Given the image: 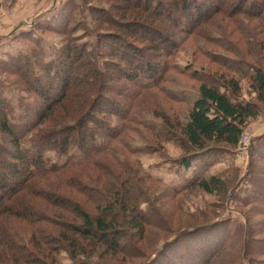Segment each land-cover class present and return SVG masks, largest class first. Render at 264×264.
Returning a JSON list of instances; mask_svg holds the SVG:
<instances>
[{"label": "trees", "instance_id": "16d2710c", "mask_svg": "<svg viewBox=\"0 0 264 264\" xmlns=\"http://www.w3.org/2000/svg\"><path fill=\"white\" fill-rule=\"evenodd\" d=\"M118 1L110 11H97L102 13L98 24L107 21L108 27L101 29L104 32L98 34L94 47L87 43H66L57 52L53 62L58 85L52 87L41 81L42 86L37 89L42 104L33 119H26L19 128L11 121L6 103L0 97L3 137L0 142V264H61L62 253L67 254L71 264L131 263L135 257L146 256L150 227L166 225L155 206L151 205L147 211L142 209V203L150 200V191L142 184L141 163L129 162L126 156L121 159L118 155L119 144L124 145L129 128L126 123L132 121L130 113L134 105L125 110L114 109L109 100L112 95L122 93L107 84V81L116 83L124 79L145 88L150 81L162 78L164 67L149 62L147 54L143 57L145 62L130 60L133 54L127 55V47L140 51L142 45L129 44L126 37L130 35L142 44L149 40L137 30L150 27L146 20L158 23V17L152 13L163 3L152 0L143 7L134 0ZM242 1H252L250 8L235 9L232 5L236 0H183V5L188 9L186 5L191 4L189 8L193 10L183 29L185 34L199 38L204 34L212 42L208 37L212 32L233 35L231 22L240 30L237 42L247 49L243 52L237 42L228 40L226 50L237 56V61L217 62L219 67L215 71L194 72L199 82L198 97L186 123H174L167 115H160L166 128L174 134L171 138L172 134L168 133L171 140H178L184 153L176 161L185 172H190L183 192L197 189L225 200L235 187L237 170L208 175L209 171L222 162L224 152L238 149L249 121L264 114V0ZM218 14L222 17L216 22ZM240 14L247 17V24L253 20L262 23L253 25L252 29L249 25L240 27ZM225 18L226 22L222 23ZM153 33L162 35L156 29ZM113 40L119 42L120 52L112 50ZM161 42L159 45L165 50L172 46L170 42L164 44L163 38ZM106 46L112 51L104 52L102 49ZM101 57L107 61L101 63ZM101 64L112 73L104 71ZM243 81L255 93L254 100L244 98ZM108 115L125 123L113 125ZM29 136H32V149L25 145ZM259 144L251 147L253 178L250 181L257 183L255 204L264 209V142ZM75 149L81 152L80 160L72 154ZM128 149L131 153V148ZM52 150L67 158L62 163H49L46 154ZM251 204L254 202H245L243 207ZM227 226L217 233L218 225L197 227L195 236L202 233L206 236L197 239L199 243L192 247L184 244L185 251L167 248L168 253H163V257L171 260L164 264H243L245 258L254 263V251L249 249L246 240L250 243L259 231L250 221L248 228L239 227L234 232ZM194 229L183 230L179 237H192ZM136 241L143 243L142 246ZM170 251L173 254L167 255Z\"/></svg>", "mask_w": 264, "mask_h": 264}, {"label": "rangeland", "instance_id": "374dc122", "mask_svg": "<svg viewBox=\"0 0 264 264\" xmlns=\"http://www.w3.org/2000/svg\"><path fill=\"white\" fill-rule=\"evenodd\" d=\"M151 1L134 0L135 4L143 7L150 5ZM159 1L163 6L152 13L158 17L156 19L159 24L146 20L150 27L137 30L140 36L149 40L142 44L127 35L126 40L129 44L135 42V45L142 46L139 48L140 51L127 47L129 50L126 53L133 54L130 60L135 59V62H145L143 57L147 54L149 62L164 67L162 78L150 81L145 88L136 86L137 84L130 80L123 79L116 83L107 81L109 87H116L121 91L118 93H122L121 96H115L116 94L111 96L109 101L112 102L114 109L125 110L131 104L134 105L130 113L132 121L126 123L129 128L124 145L119 144L118 155L121 159H129V162L141 163L142 184L150 191V200L142 203V209L147 211L150 210L151 205L155 206L161 212L166 224L164 227H150L146 244L144 242L146 256L135 257L131 260L133 262L126 264H147L150 261L164 264L168 259L171 260L170 257L165 259L163 257V253H168L167 248L185 251L187 248L184 244H191L192 247L199 243L197 239L206 236L203 233L195 236L197 227L218 225L219 228L215 231L217 233L219 230L224 231L223 227L228 224L227 228L234 232L239 227L248 228L249 221L259 231L250 239V243L245 239L249 249L254 251L252 257L255 262L252 264H264V232H261L264 231V209L255 204L254 193L257 192V183L250 181L253 178L250 175L253 161L251 147L264 142V114L251 119L244 130L250 134L251 139L248 152L241 151L239 146L235 152H224L221 155L222 162L209 171L208 175L227 169L237 170L238 179L235 187L231 189L225 200L216 194L204 193L197 189L183 192V184L190 172H185L176 161L184 153L178 140H171L174 134L166 128L164 119L160 116L165 114L174 123L188 121L189 111L198 97L199 82L194 78V72H200L202 69L204 72L215 71L219 67L218 63H223L225 60L237 61V56L228 52L226 47L228 40L232 43L238 41L240 30L236 28L237 24L230 22L233 35L223 36L219 32H212L208 35L213 39L212 42L206 39L204 34L201 38L192 34L187 35L183 29L189 22L188 14L193 12L189 8L191 4L186 5L187 9L183 5V0ZM251 2L236 0L232 7L250 8ZM113 4L117 5L119 1L0 0V97L1 101L6 103L11 121L19 128L23 127L22 123L26 119H33L35 111L42 104L37 89L42 86L41 81L52 87L58 85V79L54 76L56 65L53 62L57 52L61 51L66 43H87L89 47H94L98 41V34L104 32L101 29L108 27L107 21L103 25L98 24L99 15L102 13L97 14V11H110ZM206 4L209 6L208 2ZM221 17L222 14L216 15V22H219ZM238 18L242 22L240 27L249 25L250 29L260 22L253 20L252 23L247 24L248 19L242 14L238 15ZM225 22L226 18L222 23ZM155 29L162 35L156 36L153 33ZM160 36L164 44L171 43L172 46L167 50L160 46L162 45ZM110 43L114 45L112 50L118 52L121 47L119 42L113 40ZM239 43L237 42L241 51L246 52L244 45ZM102 50L106 52L111 50V47L106 46ZM106 59L101 57V63L107 61ZM101 67L104 71L112 73V70L104 65L101 64ZM242 83L244 98L254 100L255 93L251 92L246 81ZM108 118L113 125L122 126L125 123L116 116L108 115ZM168 133L172 134L171 138ZM31 138L32 136H29L25 139V145L29 149H32ZM0 142H3L1 132ZM128 147L131 148V153L128 152ZM72 154L77 160L82 158L78 149ZM46 157L49 163H62L67 158L66 155L59 154L55 150L48 152ZM248 201L254 204L243 207V203ZM202 228L205 230L206 227ZM188 229H194L191 232L193 236L181 239L179 236L183 234V230L188 232ZM135 243L140 246L143 244L137 241ZM170 254L173 252L170 251L167 255ZM60 260L61 264L72 262L65 253L61 254ZM243 264H250L248 258L244 259Z\"/></svg>", "mask_w": 264, "mask_h": 264}, {"label": "built area", "instance_id": "2783aa9c", "mask_svg": "<svg viewBox=\"0 0 264 264\" xmlns=\"http://www.w3.org/2000/svg\"><path fill=\"white\" fill-rule=\"evenodd\" d=\"M250 134L246 131L243 132L240 142H239V148L243 152H248V148L250 146Z\"/></svg>", "mask_w": 264, "mask_h": 264}]
</instances>
